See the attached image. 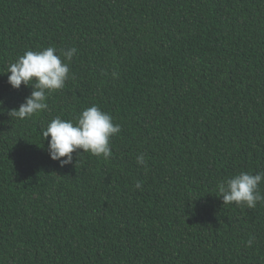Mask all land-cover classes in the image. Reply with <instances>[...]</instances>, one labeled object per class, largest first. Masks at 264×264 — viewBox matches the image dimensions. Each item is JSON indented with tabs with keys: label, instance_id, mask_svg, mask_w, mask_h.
<instances>
[{
	"label": "trees",
	"instance_id": "trees-1",
	"mask_svg": "<svg viewBox=\"0 0 264 264\" xmlns=\"http://www.w3.org/2000/svg\"><path fill=\"white\" fill-rule=\"evenodd\" d=\"M49 46L70 79L18 120L8 65ZM92 105L111 157L50 159L42 130ZM242 171L264 172V0H0V264H264V203L217 192Z\"/></svg>",
	"mask_w": 264,
	"mask_h": 264
},
{
	"label": "clouds",
	"instance_id": "clouds-1",
	"mask_svg": "<svg viewBox=\"0 0 264 264\" xmlns=\"http://www.w3.org/2000/svg\"><path fill=\"white\" fill-rule=\"evenodd\" d=\"M75 52V48L58 50L53 46L40 51L27 50L8 65L6 73L10 75L7 82L13 89H19L22 84L32 88L18 109L10 111L16 119L32 118L48 108V96L63 89L70 79L69 63ZM120 131V125L113 122L111 115L92 105L82 110L75 121L60 116L53 118L42 130V136L48 140L50 159L59 161L63 166L72 163L73 153L78 150L107 160L112 155L110 140ZM136 161L144 165V155H138ZM261 183H264V172L252 174L242 171L219 182L217 192L223 204L235 203L253 209L258 203H264V194L259 188ZM135 186L139 188L140 182ZM252 243L249 239L247 246Z\"/></svg>",
	"mask_w": 264,
	"mask_h": 264
}]
</instances>
